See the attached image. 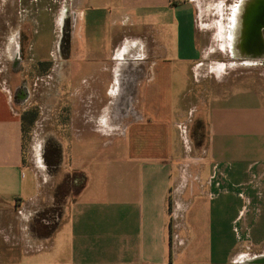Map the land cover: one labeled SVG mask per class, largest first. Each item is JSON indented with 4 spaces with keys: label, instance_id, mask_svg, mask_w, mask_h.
<instances>
[{
    "label": "crops",
    "instance_id": "0c3cea01",
    "mask_svg": "<svg viewBox=\"0 0 264 264\" xmlns=\"http://www.w3.org/2000/svg\"><path fill=\"white\" fill-rule=\"evenodd\" d=\"M263 6L77 0L75 60L58 80L75 138L67 174L85 179L43 232L31 225L55 196L34 169L25 179L22 115L0 65V264H264V86L238 88L262 59ZM200 107L207 142L188 133Z\"/></svg>",
    "mask_w": 264,
    "mask_h": 264
},
{
    "label": "rangeland",
    "instance_id": "374dc122",
    "mask_svg": "<svg viewBox=\"0 0 264 264\" xmlns=\"http://www.w3.org/2000/svg\"><path fill=\"white\" fill-rule=\"evenodd\" d=\"M29 1L32 2V5L30 2L28 3V0H20L22 26L20 33H14L13 42V33H11L14 17L12 0H0V16H2L3 11L5 13V21L0 20V65L4 69L3 75L11 85L14 84L11 86L14 104L20 109L21 115L29 113L30 117L27 118L26 131L23 133L25 179L32 175L30 168L34 169L40 181L44 183V190L52 191L55 196L51 207L52 211L43 210L41 215H38L34 225H31L32 230L43 232L45 228L42 225L43 218L51 219L52 223L55 224L57 221L53 214L60 212L63 206L68 204V199H74L85 179L77 172L67 174L73 168L75 153L70 149L72 145L70 142L75 138H70L71 134L68 133V118L60 114L62 113L61 110H67L66 105L61 107L62 94L58 80L62 76L60 69L66 68V64L75 60L71 53V46H73L71 30L77 0ZM259 23H262V20ZM262 37L264 41V30ZM13 46H15V51L16 47L20 49V59L15 60V62L11 60ZM261 55L262 59H260L259 64L250 68L245 67L242 71L245 75L241 76L240 79L244 81L245 85L238 87L239 89L251 88L248 85L254 77L259 78L261 85L264 86L263 47ZM223 57L225 60H230L227 54ZM56 66L59 69L56 68L55 70ZM200 84L201 82H193V88L199 87ZM129 108L134 109V106L130 105ZM203 111V108L200 107L191 117L188 133L194 142L200 141L203 136L206 142L209 138L208 119L202 118L200 120V114ZM134 112L131 110L128 111V114L131 115ZM255 127V129L258 128L256 124ZM259 128L264 134V115L260 120ZM194 134L196 140L193 138ZM256 138L257 136L254 139L255 143L257 142ZM61 140L66 142L67 149L61 161V167L55 168L50 164L56 160H61L58 155Z\"/></svg>",
    "mask_w": 264,
    "mask_h": 264
},
{
    "label": "water",
    "instance_id": "95a60500",
    "mask_svg": "<svg viewBox=\"0 0 264 264\" xmlns=\"http://www.w3.org/2000/svg\"><path fill=\"white\" fill-rule=\"evenodd\" d=\"M262 24V25H261ZM259 26H261L260 28H261V30H263L264 29V22H262V23H260V25ZM253 34H255V36H258L259 37V39L257 38V40L259 41V46L261 47H263V49H264V42H263V39H261V35H262V33H253ZM258 34V35H257Z\"/></svg>",
    "mask_w": 264,
    "mask_h": 264
},
{
    "label": "trees",
    "instance_id": "16d2710c",
    "mask_svg": "<svg viewBox=\"0 0 264 264\" xmlns=\"http://www.w3.org/2000/svg\"><path fill=\"white\" fill-rule=\"evenodd\" d=\"M27 118L29 119V113L26 114V113H23L22 115V128H23V133L26 131V128H25V125H26V122L28 121Z\"/></svg>",
    "mask_w": 264,
    "mask_h": 264
},
{
    "label": "bare ground",
    "instance_id": "6f19581e",
    "mask_svg": "<svg viewBox=\"0 0 264 264\" xmlns=\"http://www.w3.org/2000/svg\"><path fill=\"white\" fill-rule=\"evenodd\" d=\"M264 7V6H263ZM260 27V26H259ZM258 27V29H257V33H259L260 32V28ZM258 35V34H257ZM262 36V35H261ZM257 38L259 39V37L257 36ZM261 39H263V37H261ZM264 42V41H263Z\"/></svg>",
    "mask_w": 264,
    "mask_h": 264
},
{
    "label": "flooded vegetation",
    "instance_id": "af4514ba",
    "mask_svg": "<svg viewBox=\"0 0 264 264\" xmlns=\"http://www.w3.org/2000/svg\"><path fill=\"white\" fill-rule=\"evenodd\" d=\"M261 20H262V22H264V10H263V14H262Z\"/></svg>",
    "mask_w": 264,
    "mask_h": 264
}]
</instances>
